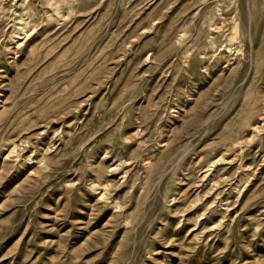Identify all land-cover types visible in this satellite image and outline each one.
Here are the masks:
<instances>
[{
    "label": "rangeland",
    "instance_id": "rangeland-1",
    "mask_svg": "<svg viewBox=\"0 0 264 264\" xmlns=\"http://www.w3.org/2000/svg\"><path fill=\"white\" fill-rule=\"evenodd\" d=\"M0 264H264V0H0Z\"/></svg>",
    "mask_w": 264,
    "mask_h": 264
}]
</instances>
